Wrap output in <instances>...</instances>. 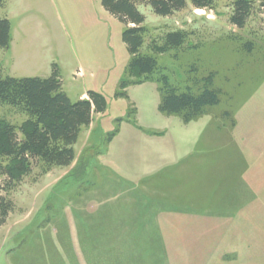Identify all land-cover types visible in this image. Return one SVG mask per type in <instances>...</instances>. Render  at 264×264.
<instances>
[{
    "label": "rangeland",
    "instance_id": "rangeland-1",
    "mask_svg": "<svg viewBox=\"0 0 264 264\" xmlns=\"http://www.w3.org/2000/svg\"><path fill=\"white\" fill-rule=\"evenodd\" d=\"M134 1L147 28L141 53L158 60L141 83L126 24L103 0L0 4L11 24L0 78L57 72L72 101L89 91L106 101L71 165L35 161L9 191L0 175L13 202L0 264H264V0H252L242 28L230 21L235 0L212 10L187 0L166 16ZM177 30L184 43L160 51ZM162 75L195 93L212 75L220 101L185 122L160 109ZM4 119L20 126L28 116L0 103Z\"/></svg>",
    "mask_w": 264,
    "mask_h": 264
},
{
    "label": "trees",
    "instance_id": "trees-1",
    "mask_svg": "<svg viewBox=\"0 0 264 264\" xmlns=\"http://www.w3.org/2000/svg\"><path fill=\"white\" fill-rule=\"evenodd\" d=\"M3 1L0 0V4ZM216 1L191 0V4L195 8L212 10ZM148 3L156 13L165 16L188 4L187 0H148ZM103 5L126 24L122 37L132 55L131 73L139 77L135 83L150 78L158 68V60L153 54L141 53L147 31L144 14L134 0H103ZM252 8V0H235L230 21L240 28L244 27ZM185 39L184 31L169 32L160 51L178 48ZM10 43V21L0 18V47H9ZM160 80L163 92L160 109L180 114L185 122L196 119L208 106L220 101L219 91L208 87L213 80L212 75L208 76L206 86L198 93L189 88L179 90L166 76H160ZM0 103L15 106L28 116L20 126L0 120V175L6 176L4 189L7 191L10 185L22 181L31 173L35 161L44 163L47 168L71 165L76 158L74 146L82 128L91 125L95 112L102 113L106 109L104 97L95 91H89L88 98L72 101L63 90L57 72L49 77L0 78ZM12 209L13 202L0 193V227Z\"/></svg>",
    "mask_w": 264,
    "mask_h": 264
},
{
    "label": "crops",
    "instance_id": "crops-1",
    "mask_svg": "<svg viewBox=\"0 0 264 264\" xmlns=\"http://www.w3.org/2000/svg\"><path fill=\"white\" fill-rule=\"evenodd\" d=\"M85 96V94L82 95V97Z\"/></svg>",
    "mask_w": 264,
    "mask_h": 264
}]
</instances>
